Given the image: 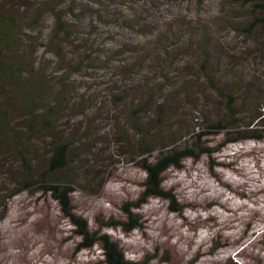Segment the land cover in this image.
<instances>
[{
    "label": "rangeland",
    "instance_id": "374dc122",
    "mask_svg": "<svg viewBox=\"0 0 264 264\" xmlns=\"http://www.w3.org/2000/svg\"><path fill=\"white\" fill-rule=\"evenodd\" d=\"M63 4L73 6L77 15L70 17L74 35L63 42V52L89 59L84 58L83 72L67 83L73 91L71 111H77L70 117L68 110L61 114L58 126L61 134L88 138L81 143L90 154L85 153L78 168L80 184L73 203L95 231L101 230L98 218L125 220L122 207L139 200L145 189L147 174L129 152L139 139L130 128L134 94L140 96L144 85L160 83L162 63L179 83L175 87L181 92L175 102L178 112L148 142L154 143L166 128H177L181 120L189 122V112L214 118L222 109L221 102L206 81L192 73L200 71L206 46L209 63L213 67L222 63V72L232 73L225 83L235 89L244 78L248 89L258 91L260 102L264 31L257 29L247 36L230 29L229 24L243 13L237 0H63ZM91 7L101 10L105 21L90 14ZM44 23L47 37L54 27L51 13ZM32 35L37 46L30 49L38 62L50 74L64 75L58 70L56 55L38 47L42 30ZM168 43L170 55L165 49ZM130 57L141 64L147 60L144 71L139 70L133 80L125 66ZM14 91L2 80V95ZM163 94L141 118H154L158 104L164 103ZM225 139L224 134L211 137L210 144L218 148ZM13 166L11 161L0 163L1 203L3 185L11 182L7 171ZM164 184L177 195L181 212L173 211L168 200L154 197L136 210L142 227L130 233L121 228L102 229L127 258L149 259L151 264H264V139L227 144L213 162L206 156L200 161L188 159L183 169L166 172ZM12 187L17 188L15 183ZM2 216L0 209V264L105 263L99 244L79 250L82 239L50 196L21 193L8 202Z\"/></svg>",
    "mask_w": 264,
    "mask_h": 264
},
{
    "label": "trees",
    "instance_id": "16d2710c",
    "mask_svg": "<svg viewBox=\"0 0 264 264\" xmlns=\"http://www.w3.org/2000/svg\"><path fill=\"white\" fill-rule=\"evenodd\" d=\"M237 2L243 13L229 24L230 29L247 36H252L257 29L264 31V0ZM90 10L94 17L105 21L101 10ZM48 13L53 17L54 27L45 37L44 31L48 25L44 23V18ZM72 16H77L75 8L63 4V0L55 3L52 0H0V163L2 165V160L5 164L7 161L14 163V169L7 171L11 182L6 181L8 184L3 185L2 203L0 202L2 219L8 202L15 196L24 192H40L55 200L64 217L75 227V233L82 239L79 250L91 249L99 244L103 250L104 264H151L149 259L138 262L127 258L119 244L109 234L102 233V229L121 228L130 233L142 227V217L136 210L154 197L168 200L173 211L181 212L183 207L177 195L165 187L166 172L172 168L183 169L188 159L200 161L206 156L213 162V157L220 148L230 143L263 140L264 96L259 97L262 101L258 102V91L248 89L244 78L240 79V85H235V89L228 86L225 80L232 73H223L222 63L213 67L208 61L211 55L205 46L204 63L201 64L200 71L192 73L206 81L209 89L221 102V111L214 118H202L198 111L189 112V122L188 119L181 120L177 128H166L154 143L148 142L149 137L157 134L159 128L167 121H172L178 112L175 102L181 95V92L175 91L179 83L171 79L165 64H160V83L144 85L140 96L138 93L134 94V98L138 99V95L140 100L134 99L131 102L133 108L130 128L139 139L132 145L133 151L129 152L138 158L136 164L147 174L143 194L139 200L124 204L122 210L125 220L111 218L104 221L98 218L101 230L93 231L89 221L77 213L73 203V194L80 184L78 168L85 153L90 154L81 143L88 138L61 134L58 126L61 114L68 110L70 117L77 111H71L73 91L67 83L83 72L86 62L84 58L89 59L86 55L82 59L69 57L63 52V42L74 35V25L70 21ZM39 29L42 30V35L38 39V47L44 48L46 53L56 55L60 64L58 70L64 71V75L50 74L38 62L35 52L31 51L30 46H37L31 35ZM168 45L169 43L165 49L170 55ZM133 59L130 57L125 63V66H129L132 80L139 70L144 71V64L147 62L144 60L141 64L139 59ZM2 80L13 87V94L2 95ZM120 89L124 90V87ZM160 93H164L165 100L158 104L154 118H141L157 101ZM120 101H125V98ZM89 133L88 130L86 134ZM223 134L226 136L223 145L215 148L210 144L211 137ZM162 140L164 141L161 142ZM3 176L5 177L4 173ZM1 179L2 167L0 181ZM13 182L16 189L12 187Z\"/></svg>",
    "mask_w": 264,
    "mask_h": 264
}]
</instances>
